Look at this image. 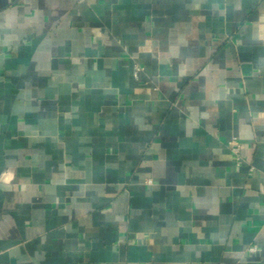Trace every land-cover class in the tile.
I'll return each mask as SVG.
<instances>
[{
	"label": "crops",
	"instance_id": "crops-1",
	"mask_svg": "<svg viewBox=\"0 0 264 264\" xmlns=\"http://www.w3.org/2000/svg\"><path fill=\"white\" fill-rule=\"evenodd\" d=\"M0 264H264V0H0Z\"/></svg>",
	"mask_w": 264,
	"mask_h": 264
},
{
	"label": "built area",
	"instance_id": "built-area-1",
	"mask_svg": "<svg viewBox=\"0 0 264 264\" xmlns=\"http://www.w3.org/2000/svg\"><path fill=\"white\" fill-rule=\"evenodd\" d=\"M142 69H143V68H142L141 66L136 65V66H135V70H134V75H135L136 77H138L139 72H140ZM230 144H231V147H232V149L234 150V152L237 154L238 159H239V161H240V159H241L240 154H241V149H242V146H243V145H242L240 142H238V140H236V139L232 140V141L230 142ZM248 249H249L250 252H255V251H257V245H256V244H252Z\"/></svg>",
	"mask_w": 264,
	"mask_h": 264
}]
</instances>
